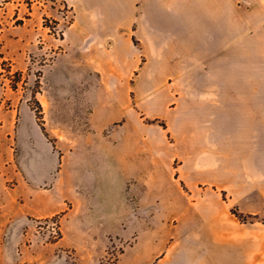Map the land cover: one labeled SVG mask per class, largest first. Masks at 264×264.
I'll list each match as a JSON object with an SVG mask.
<instances>
[{
    "label": "rangeland",
    "instance_id": "obj_1",
    "mask_svg": "<svg viewBox=\"0 0 264 264\" xmlns=\"http://www.w3.org/2000/svg\"><path fill=\"white\" fill-rule=\"evenodd\" d=\"M76 18L63 0H0V264H32L38 248L50 253L45 245L51 249L76 214H66L75 197L66 210L29 212L37 200L58 205L87 176L97 177L100 188L113 187L114 201L129 203L140 221L128 228V241L112 238L101 260L99 240L90 241L96 255L78 252L80 241L70 231L60 252L73 264H114L137 234L141 260L161 251L152 264L168 256L185 264L204 255L218 264H264V205L253 207L236 192L219 153L205 160L203 122L194 121L188 102V31L174 38L167 33L157 49L135 38L120 48L101 40L84 49L94 52L97 84L79 78L75 46L64 41ZM120 53L131 57L121 61ZM43 136L56 155H79L60 181L49 166L50 150L33 169L30 153ZM82 158L86 167L79 170ZM34 187L41 192L36 199Z\"/></svg>",
    "mask_w": 264,
    "mask_h": 264
},
{
    "label": "crops",
    "instance_id": "obj_2",
    "mask_svg": "<svg viewBox=\"0 0 264 264\" xmlns=\"http://www.w3.org/2000/svg\"><path fill=\"white\" fill-rule=\"evenodd\" d=\"M63 1L75 11L77 17V22L65 29L64 38L68 45L75 46L77 75L82 80L90 77L97 84L99 73L94 52L89 53L91 56L88 53L85 55L84 49L96 48L101 40L120 48L124 41L134 38L143 47L157 49L163 47L167 33L174 38L188 31L187 41L193 48V56L187 61L188 102L194 121L203 122L200 126L203 127L205 160H211L213 155L216 157V153H219L221 161H224L221 170L224 172L226 169L227 176L234 177L236 192L250 198L253 207L263 206L264 0ZM150 54L154 56L152 51ZM128 57L126 54L119 55L121 61ZM172 72L178 74V79L182 78L175 60L172 62ZM40 100L45 108L42 97ZM92 114L94 117L95 112ZM48 150L51 151L49 166L51 171L56 169L59 173L55 179L60 181L68 161L79 155L72 153V150L61 156L56 155L53 144L46 136L35 138L33 152L30 153L34 161L33 169L42 166L41 156L47 154ZM75 167L79 170L86 167L83 158ZM97 182L95 176L78 179L75 190L70 192V196H64L58 205L50 201L37 200L34 203L30 214L48 215L66 210L69 207L67 200L74 196L75 202L66 214L70 215L74 209L76 214L68 219L64 236L53 243L51 249L45 245L50 253L44 248L35 250L32 264H73L67 255L60 252L66 247L61 242L70 231L80 241V245L76 246L78 252L83 249L96 255L90 241L99 240V260L108 252L112 238H128V228L140 218H133L129 203L114 201L111 197L113 187L108 184L100 188L96 186ZM56 183H49L47 193L53 194ZM39 195L40 189L36 187L30 191V197L36 199ZM152 238L158 241L156 237ZM138 243V234L131 237L114 264H152L155 256L161 255L160 251L152 253L146 261L141 260L136 250ZM171 252L176 250L172 249ZM162 259L157 264L183 263L179 260L176 263L177 259L173 256ZM213 263L218 264L214 258L205 255L198 261L185 260V264Z\"/></svg>",
    "mask_w": 264,
    "mask_h": 264
},
{
    "label": "trees",
    "instance_id": "obj_3",
    "mask_svg": "<svg viewBox=\"0 0 264 264\" xmlns=\"http://www.w3.org/2000/svg\"><path fill=\"white\" fill-rule=\"evenodd\" d=\"M43 129H44V127H43ZM45 130V129H44Z\"/></svg>",
    "mask_w": 264,
    "mask_h": 264
},
{
    "label": "bare ground",
    "instance_id": "obj_4",
    "mask_svg": "<svg viewBox=\"0 0 264 264\" xmlns=\"http://www.w3.org/2000/svg\"><path fill=\"white\" fill-rule=\"evenodd\" d=\"M204 54V53H203Z\"/></svg>",
    "mask_w": 264,
    "mask_h": 264
}]
</instances>
